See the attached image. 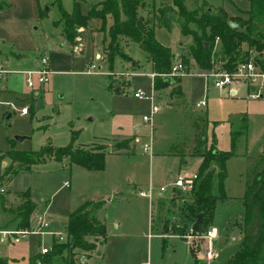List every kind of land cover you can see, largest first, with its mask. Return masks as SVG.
<instances>
[{"label":"rangeland","instance_id":"1","mask_svg":"<svg viewBox=\"0 0 264 264\" xmlns=\"http://www.w3.org/2000/svg\"><path fill=\"white\" fill-rule=\"evenodd\" d=\"M73 1L60 0L59 3L58 0H41L46 16L41 29L35 31L37 38L48 45L61 46L62 42L66 43V48L75 58L69 71L50 73L47 82L29 87L28 72L37 68L18 70L17 65L3 64L9 72L24 78L18 79V84L22 86L18 95L10 94L9 91L7 95H0V154L11 149L29 151L49 146L53 149L66 146L73 142L75 132V148L115 153L118 152L115 150L118 141L138 137L142 143L150 142L151 150L146 153L141 144L132 141L129 149L121 150L129 154L106 156L104 167L98 170H89L71 163L68 158L62 162L49 159L31 169H21L15 164L3 178L4 184L7 187L9 177L21 169L11 189L31 188L33 196L40 203L49 205L46 214L52 223L51 230L57 232L55 228H58V232L63 235L67 232L63 230L70 212L86 199L107 201L109 235L105 254L82 264H238L233 263L232 259L241 248L243 235H236L235 230L232 232L229 222H245L246 156L264 154V96L251 99L246 87H242L237 96L223 93L215 86L211 72L201 69L192 58L191 68L194 73L180 77L183 93L175 97L176 105L169 107L166 102L171 99V88L163 91L154 88L153 67L147 62L146 53L137 45H133L130 50L132 56L141 60L143 65L140 66V61L126 53L125 37L121 40L122 52L132 60L130 65L137 68L126 70L120 65L119 59L115 62V70L108 67L105 53L107 42L102 41L101 19H92L93 28L85 34L84 28L80 27L75 44L62 38L54 23L62 18L61 6L68 12L73 10ZM98 1L83 0L82 12L87 13L91 5ZM162 1L171 0H156V5L159 6ZM217 1L221 0H213L215 3ZM207 2L212 10H218V6ZM248 4L246 0L225 1V6H229L233 16H246L242 11ZM186 5L189 10L193 9L190 0H186ZM173 25L171 30L157 29L156 37L161 43L174 48L181 39L184 40V47L177 51L181 56L185 55L189 52L193 36L183 34L178 23ZM190 27L196 29L197 26L191 22ZM50 34L53 36L50 37ZM78 37L82 41H77ZM219 41L216 39L215 49L219 47ZM79 42L80 50L77 51L75 48L78 46L75 45ZM96 50L103 55L102 62L95 60ZM36 55L41 56V52ZM91 63L97 65V71L88 72ZM109 78L124 83V90L127 91L116 93L113 87H109ZM33 79L37 81L38 76L34 74ZM138 89L144 90L148 96L155 90V105L160 108L152 122L144 121V116L151 114L152 102L135 97L134 92ZM37 91L41 94H36ZM200 100H206L207 106L199 107ZM23 108H27V115L21 114ZM197 119L200 120L201 135L204 134L209 144L208 149H200L204 150L202 154L214 143L220 150H234L236 154L226 162L225 197L217 199L208 216L206 230L212 224L218 227L220 235L217 239L197 235L199 237L189 239V243L175 234L163 238V233H175L177 229L187 232L191 221L189 208L194 202L192 193L178 198L173 194L172 187L168 186L163 193L160 187L174 180L179 170H187L191 174L199 171L196 158L187 157V165L183 158V153L188 152L196 137ZM17 135L26 138L19 141ZM234 137L237 139L235 146L232 144ZM4 159L5 154L0 156L1 173L4 170L1 165ZM7 162L5 169L11 164L8 158ZM212 166H216L214 162ZM66 181L69 182L68 186L64 184ZM119 184V190L123 191L124 196L120 200L115 199ZM139 188H152V196H139ZM171 194L175 197L171 198ZM20 206L14 207V210ZM34 216L28 229L36 230L38 227ZM53 238L51 234L30 233L20 243L6 247L24 262L36 252L37 247H50ZM90 240H94V237H90ZM194 242L201 249L206 247L205 259L197 260V253H192ZM97 245L101 250L98 242ZM209 246L211 248L208 250ZM82 254H78L79 263ZM210 254L212 257H209ZM214 256L213 261H210ZM9 263L19 264L15 261Z\"/></svg>","mask_w":264,"mask_h":264},{"label":"trees","instance_id":"2","mask_svg":"<svg viewBox=\"0 0 264 264\" xmlns=\"http://www.w3.org/2000/svg\"><path fill=\"white\" fill-rule=\"evenodd\" d=\"M58 1L60 3V0ZM190 1L193 5L192 10L188 9L186 0H171V3L154 7L150 15L146 16L141 13L147 5L146 0H102L91 5L87 13L82 12L80 0H75L71 12H67L61 6L62 18L58 23L63 22L65 38L75 44L80 27H88L94 18L101 19L103 42H107L105 53L108 67L110 69L114 67L118 56L131 60L121 49V40L125 37L128 41L138 44L148 54L153 70L157 73L154 80L156 88L170 85L163 76L172 72L176 55L170 47L156 38L155 29L158 26L170 30L175 22L180 25L183 34L193 36L189 52L180 56L188 68L193 65L192 58L204 70L220 67L233 71L239 62L247 59H253L264 65V0H248L249 9L245 12L246 16H231L223 7L214 11L207 0ZM108 17L112 18L110 25H108ZM191 22L196 24V29L190 27ZM230 22H236L238 26L233 27ZM217 38L220 40L219 47L215 49ZM173 78L176 81L180 80L179 76H173ZM123 85L121 81L111 80L109 83L116 93L124 92ZM76 134L75 132L71 144L55 149L49 146L29 151L8 150L5 157L10 158L11 164L5 169L4 174H8L16 163L22 169H31L32 166L43 164L49 159L62 162L66 158L71 163L89 170L102 169L109 152L75 148ZM132 141V137L118 141L115 150L129 149ZM204 143V140L200 141V145ZM232 144L233 146L237 144L236 137ZM235 154L234 150H219L215 143L202 154L203 160L199 167L198 180L190 192L194 197L190 210L194 217L200 212L203 213L205 228L217 199L225 197L226 162ZM246 158L244 236L241 248L232 262L264 264V154L247 155ZM213 162L215 167L212 166ZM105 203V200L84 201L77 209L70 212L65 239L59 241L54 238L49 252L36 251L26 264H78L80 252L95 251L100 254L101 250L98 249L97 242L103 247L108 238L107 224L98 216ZM36 208L37 203L28 196L19 209L15 210L16 216L20 219L21 228L30 226L31 216ZM90 237H94V240H90ZM193 245L195 246H191V251L196 255L200 245L196 242ZM196 259L199 260L198 256ZM0 263L11 264L8 259L3 258L0 259Z\"/></svg>","mask_w":264,"mask_h":264},{"label":"crops","instance_id":"3","mask_svg":"<svg viewBox=\"0 0 264 264\" xmlns=\"http://www.w3.org/2000/svg\"><path fill=\"white\" fill-rule=\"evenodd\" d=\"M74 1H73V4H74ZM100 1H102V0H99L98 2H100ZM208 1H210L213 5L215 4L219 8L223 7L230 14L229 6L228 5L225 6V1H227V0L217 1V3L213 2V0H208ZM246 1H248V0H246ZM82 2H83V0H80L81 9H82ZM98 2H96V3H98ZM146 2H147L146 7L141 10V13H143L146 16L150 15V12L152 11V9L154 7H159L161 5L171 3V1H162L161 4L159 6H157L156 0H150V1L146 0ZM96 3H94V4H96ZM248 3H249V1H248ZM248 9H249V4H248V7L244 8V11H242V12L245 13L246 10H248ZM69 12H71V11H69ZM45 16H46V13L43 10L41 0H0V64L1 65H3L4 63L10 64V65L11 64L17 65L19 68L18 70L35 69V68L39 67V60H40V56L36 55V54L38 52H41V54H48L50 57V64L49 65H50L51 73L65 72V71H69V69L72 68V66L74 65V62H75V58H74V55H72V53L66 48L67 46H66L65 42H62L61 46L56 45V44L48 45L47 43H44V41H41V40H39V38H37L38 36L35 34V31H38L41 29ZM231 16H233V15H231ZM235 16H240V15L236 14ZM57 22L54 23L55 27L59 28L60 35H62V38L64 40L68 41L64 36L63 26L61 27V25L63 23L57 24ZM111 23H112V18L108 17V25H110ZM174 25H172L171 29H173ZM90 28H93L91 25V21H90V25L88 27L84 28V34H85V32L89 31ZM159 28H164V27H158L157 26L155 29V35H156V30ZM102 34H103V32H102ZM52 36H53V34H50V37H52ZM183 37H184V35H183ZM102 41H103V36H102ZM125 45H126L125 46L126 53L129 54V56L132 57L134 60L136 59L138 62L140 61L139 62L140 66L143 65L141 63L140 59L135 58L130 53V50L132 49L133 45H137L138 47H139V45L136 43H133L131 41H128V40L125 42ZM164 45L171 48L172 52L176 55V58H180L181 54L177 51V49L180 48V50H181V48L184 47V40L181 39L175 48L172 45H167V44H164ZM94 52L97 53V50ZM117 59H119V61L121 63L120 65H122V67H125L126 70H131V69L137 68V67L130 65V62H132V60H127V59L124 60L123 58H121L119 56L116 58V60ZM116 60H115V62H116ZM146 60L148 63H150L152 65V62L150 61L147 53H146ZM152 67H153V65H152ZM113 68L115 70V64H114ZM153 72H154V70H153ZM21 74H23V73H21ZM22 77L24 78V76L18 75L14 72H7L5 77H4L3 84L0 86V95H7L8 91L10 92V94L14 93V94L18 95L22 90V86H20L18 84V79H20ZM181 81H182V78L179 81L175 80V82H176L175 85L170 84V85H168V87L166 86V87H162V88H156L155 87V89H157L159 91L167 90L166 88H171V94H170L171 99L166 102L167 106L174 107L176 105L175 97L178 95H181L183 93ZM177 86L179 87V89L175 90L174 88ZM222 92L226 93L228 95H231V96H237V95H233L228 90H222ZM36 94L39 95V94H41V92L37 91ZM160 97L163 99L162 94H160ZM171 103H173V104H171ZM24 115H27V114H24ZM196 124H197V132H196V137L194 139L193 145H191V147L188 148V152L183 153V156H184L183 158H184L186 165L189 163V160L187 159V157L190 156V157L196 158L198 166H200V164L203 160L202 152L204 151V150L200 151V149H203V148L208 149V147H209V144L207 143V138L204 136V134L201 135L202 129L200 126V120L199 119H197ZM136 128H138V126ZM201 140L205 141V143L203 145H200ZM216 147L218 148L217 145H216ZM3 154H6V153H2V154H0V156ZM126 154H129V153L118 151L115 153L114 152L108 153L106 156H109V155H126ZM7 158L8 157H6V160L4 159L1 163V165H3L2 167L4 168L3 172L1 173L2 179L5 176H7V174L6 175L4 174L5 167L8 165ZM8 159H10V158H8ZM16 164H18V163H16ZM21 169H19L13 175H11V177H9V179L6 183L7 184V191H6V193L0 195V230L4 229V228H21L19 226L20 219L16 216V212L14 210V207L22 205L28 196H30L32 198V200L37 203V208L31 216V221H32V217L34 216V214H36V212H45L46 213L47 208L49 206L47 203L46 204L40 203L39 200H37L33 196V192H32L33 190L31 188L16 190V191H13L11 189L13 180L18 176V173L21 171ZM198 172L199 171H196L195 173H198ZM3 174H4V177H3ZM181 174H191V173H189L187 170H179L176 178ZM64 184H65V182H64ZM135 186H136V184H135ZM165 186H167V184ZM120 187L121 186L119 184L118 188L116 189L117 193H116L115 199H118V200L124 198L123 191L119 190ZM167 189H168V187H167ZM141 190L148 192L149 189L139 188V192ZM173 192L172 193L178 198H181L184 195H186V193H183L182 195H178L177 190H174V189H173ZM173 194L170 195L171 198H172V196H174ZM139 196H145L146 197L147 195H141L139 193ZM86 200L98 201V200H105V199L90 198V199H86ZM43 203H45V202H43ZM106 205H107V201L104 204L103 208L99 211L98 216H99V218L103 219L106 222L107 228H108V235H109V222H108L109 219L106 215ZM189 215H190L189 218L191 219V221H190V227L187 229V232H184L183 229H177L178 232H175V233L164 232L163 238L170 237L174 234L180 236L181 238H184L188 242H189V239H191V238H198L199 236H197V234H194V232L192 230V226H193V223L196 221V217H194L191 210H189ZM235 222H237V223H235ZM229 224H230V229L232 232L236 228H239L240 234H242L244 236V223L242 221L240 222L239 220H233V221H230ZM207 226H208V224H207ZM66 227H67V225H66ZM66 227H65V230H63V231H67ZM211 227H216V226L211 224ZM55 230L57 231L56 233H61V232H58V231H60V229L55 228ZM205 230H206V228H205ZM219 235H220V232H219ZM53 237L55 238V236H53ZM217 237H216V239H217ZM214 240L212 242V245H213L214 251H215ZM20 242H18V243H20ZM12 244H16V243H3V242H1V236H0V259L3 258V259H8L9 261H15L16 263H19V264H26L28 262V259L33 254L26 261L22 262L19 260L18 255H15L14 253H12L10 248L6 247L7 245L10 246ZM106 244L102 247L100 254H98V253L92 254V253L83 252L84 254H82V256L80 258L81 263L78 262V264H82V262H87L88 260H95L99 257H103L105 254ZM39 247H37V248H39ZM37 248H36V251H37ZM207 248L209 250V248H211V247L209 246ZM205 249H206V247H204L203 249H201V247H200L199 250L197 251V256L200 260L205 259V257H206L205 256L206 255ZM214 258H215V256L213 258H211L210 261H213Z\"/></svg>","mask_w":264,"mask_h":264},{"label":"built area","instance_id":"4","mask_svg":"<svg viewBox=\"0 0 264 264\" xmlns=\"http://www.w3.org/2000/svg\"><path fill=\"white\" fill-rule=\"evenodd\" d=\"M219 40V38H217ZM77 41H82L80 37L77 38ZM81 42L76 44L75 49L77 51L80 50ZM95 60L103 61V55L101 53L95 54ZM50 57L48 54H41L39 60V67L35 71H29L27 77V83L29 87H35L37 83L44 84L48 81V75L51 73L50 69ZM101 66H99V69ZM97 65L95 63H91L88 65V72H95L97 71ZM207 72H211L213 76V82L216 87L220 88L221 90H228L233 95H240L241 88L246 87L247 95L251 99H256L264 96V65L260 62H257L253 59H247L239 62L236 68L233 71H229L227 69H222L220 67H214L210 70H205ZM9 72L7 69L0 64V86L3 84L4 77L6 73ZM194 73L192 68H188L180 58L175 59V64L172 68V72L168 74L169 76H179L184 77ZM36 74L38 76L37 81L33 79V75ZM153 78L157 76L156 72L152 74ZM155 88V84H154ZM124 89V87H123ZM124 91H127L126 89ZM134 96L139 99H149L151 104V114L144 116L145 122H152L155 113L159 110V106L155 105V90L151 96H148L146 92L142 89H138L134 92ZM199 107H206L207 101L200 100L198 103ZM21 114H28L27 108H23ZM134 142L137 144H141L143 150L146 153H149L151 150V143L142 141L136 137ZM3 166V165H2ZM198 180V173L194 174H181L175 180L171 181L167 186H161L160 192L163 193L167 190V187L170 186L174 190L181 189L183 193H189L195 187V184ZM65 185H69V182L66 181ZM7 187L3 182L2 174L0 172V195L6 193ZM141 195H147L149 197L152 196V188L145 192L141 190L139 192ZM34 220L37 223V229L31 230L28 228H4L0 230L1 242L3 243H18L20 242L25 236L30 233L36 234H51L55 236L59 241L65 239V235L53 232L51 230L52 224L50 219L48 218L45 212L36 213L34 216ZM219 235L218 227H211L208 230H205L204 234L200 235L201 237H207L209 239H213ZM51 250V246H42L40 251L42 253H47ZM209 257H212L211 254ZM1 264V263H0Z\"/></svg>","mask_w":264,"mask_h":264},{"label":"water","instance_id":"5","mask_svg":"<svg viewBox=\"0 0 264 264\" xmlns=\"http://www.w3.org/2000/svg\"><path fill=\"white\" fill-rule=\"evenodd\" d=\"M230 25L233 26V27H237L238 26V23L236 22H230ZM206 47H208V42H206ZM163 79L168 82L169 84L171 85H175V80L173 77L169 76V75H164L163 76ZM11 116V114L9 115V117ZM26 138V136H16V139L19 140V141H22ZM177 194L178 195H182L183 194V191L181 189H178L177 190ZM192 230L195 234L197 235H202L204 234L205 232V225H204V218H203V213L200 212L197 214L196 216V221L193 223V226H192ZM235 234L236 235H239L240 234V230L239 228H236L235 229ZM37 251H40V248H37Z\"/></svg>","mask_w":264,"mask_h":264}]
</instances>
